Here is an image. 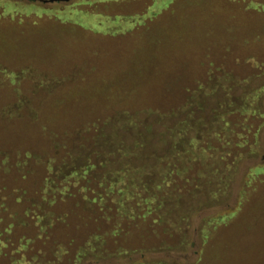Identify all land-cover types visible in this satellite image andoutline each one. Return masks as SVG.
Segmentation results:
<instances>
[{
	"label": "rangeland",
	"instance_id": "obj_1",
	"mask_svg": "<svg viewBox=\"0 0 264 264\" xmlns=\"http://www.w3.org/2000/svg\"><path fill=\"white\" fill-rule=\"evenodd\" d=\"M8 4L0 5V124L28 129L38 115L33 94L45 104L43 124L68 110L97 120L67 137L54 176L151 170L232 118L230 132L254 140L221 174L225 183L205 178L163 202L167 241L109 257L86 248L79 264H264V0Z\"/></svg>",
	"mask_w": 264,
	"mask_h": 264
},
{
	"label": "trees",
	"instance_id": "obj_2",
	"mask_svg": "<svg viewBox=\"0 0 264 264\" xmlns=\"http://www.w3.org/2000/svg\"><path fill=\"white\" fill-rule=\"evenodd\" d=\"M10 1L0 0V5ZM18 4L13 5L22 6ZM68 11L69 7L62 12ZM41 98L33 94L38 115L28 129L16 123L0 124V264H79L86 248L97 257L154 248L158 245L151 244L154 239L167 241L161 235L174 234L169 231V219L159 212L163 202L205 178L225 183L221 174L231 172L242 150L254 142L246 144L242 137H235L236 131L230 132L238 121L232 118L215 136L216 125L205 139L189 138L186 152L160 159L151 170L127 165L96 177L81 168L60 178L53 171L59 169L60 159L66 161L67 137L97 120L75 119L77 113L68 110L65 113L71 117L43 124ZM16 164H20L17 173L13 171ZM181 173L184 178L178 177ZM152 175L156 177L149 185L145 177ZM214 227L216 222L206 229Z\"/></svg>",
	"mask_w": 264,
	"mask_h": 264
},
{
	"label": "water",
	"instance_id": "obj_3",
	"mask_svg": "<svg viewBox=\"0 0 264 264\" xmlns=\"http://www.w3.org/2000/svg\"><path fill=\"white\" fill-rule=\"evenodd\" d=\"M44 1H48V0H44ZM49 1H54V0H49Z\"/></svg>",
	"mask_w": 264,
	"mask_h": 264
}]
</instances>
